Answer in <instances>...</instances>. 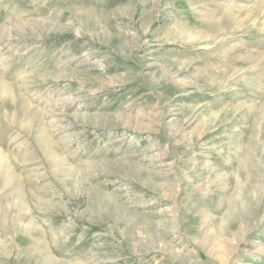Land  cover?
Returning <instances> with one entry per match:
<instances>
[{
	"label": "rangeland",
	"instance_id": "rangeland-1",
	"mask_svg": "<svg viewBox=\"0 0 264 264\" xmlns=\"http://www.w3.org/2000/svg\"><path fill=\"white\" fill-rule=\"evenodd\" d=\"M0 154V264H264V0H0Z\"/></svg>",
	"mask_w": 264,
	"mask_h": 264
},
{
	"label": "bare ground",
	"instance_id": "bare-ground-1",
	"mask_svg": "<svg viewBox=\"0 0 264 264\" xmlns=\"http://www.w3.org/2000/svg\"><path fill=\"white\" fill-rule=\"evenodd\" d=\"M0 158H1V154H0ZM0 172L2 173V170L1 169H0ZM2 174H7V172L4 170ZM11 180H12V178L10 179V182H12Z\"/></svg>",
	"mask_w": 264,
	"mask_h": 264
}]
</instances>
